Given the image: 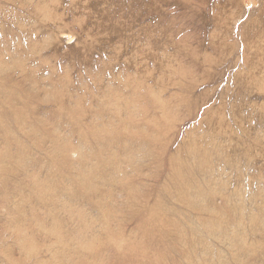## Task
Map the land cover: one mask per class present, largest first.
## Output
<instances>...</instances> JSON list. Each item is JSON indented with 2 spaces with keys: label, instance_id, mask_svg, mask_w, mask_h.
<instances>
[{
  "label": "rangeland",
  "instance_id": "obj_1",
  "mask_svg": "<svg viewBox=\"0 0 264 264\" xmlns=\"http://www.w3.org/2000/svg\"><path fill=\"white\" fill-rule=\"evenodd\" d=\"M0 264H264V0H0Z\"/></svg>",
  "mask_w": 264,
  "mask_h": 264
},
{
  "label": "bare ground",
  "instance_id": "obj_2",
  "mask_svg": "<svg viewBox=\"0 0 264 264\" xmlns=\"http://www.w3.org/2000/svg\"><path fill=\"white\" fill-rule=\"evenodd\" d=\"M115 20V19H114ZM115 22V21H114ZM116 24V23H115ZM114 30L116 29V26H113ZM116 31V30H115ZM203 147V146H202ZM205 149V148H204ZM231 156V155H230ZM203 158V157H202ZM81 182V181H80Z\"/></svg>",
  "mask_w": 264,
  "mask_h": 264
}]
</instances>
